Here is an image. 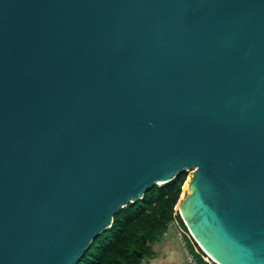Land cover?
I'll use <instances>...</instances> for the list:
<instances>
[{
    "label": "water",
    "instance_id": "obj_1",
    "mask_svg": "<svg viewBox=\"0 0 264 264\" xmlns=\"http://www.w3.org/2000/svg\"><path fill=\"white\" fill-rule=\"evenodd\" d=\"M183 170L201 248L264 264V0H0V264H76Z\"/></svg>",
    "mask_w": 264,
    "mask_h": 264
},
{
    "label": "trees",
    "instance_id": "obj_2",
    "mask_svg": "<svg viewBox=\"0 0 264 264\" xmlns=\"http://www.w3.org/2000/svg\"><path fill=\"white\" fill-rule=\"evenodd\" d=\"M191 177L192 171L183 170L175 179L152 185L142 198L120 207L112 226L93 239L76 264H147L172 222L183 230L198 259L210 264V256L197 243L179 211Z\"/></svg>",
    "mask_w": 264,
    "mask_h": 264
},
{
    "label": "crops",
    "instance_id": "obj_3",
    "mask_svg": "<svg viewBox=\"0 0 264 264\" xmlns=\"http://www.w3.org/2000/svg\"><path fill=\"white\" fill-rule=\"evenodd\" d=\"M179 232L178 224L172 222L162 240L155 245V255L147 259V264H192L187 259Z\"/></svg>",
    "mask_w": 264,
    "mask_h": 264
},
{
    "label": "built area",
    "instance_id": "obj_4",
    "mask_svg": "<svg viewBox=\"0 0 264 264\" xmlns=\"http://www.w3.org/2000/svg\"><path fill=\"white\" fill-rule=\"evenodd\" d=\"M179 231L180 232L178 233V235H179V237H180V239L182 241V244H183L187 259L190 261V263H192V264H204L198 259L196 254L191 250V247H190V245H189V243H188V241L186 239V236H185L183 230L181 228H179ZM166 233H167V231L164 232V235ZM210 264H216L215 260L211 258Z\"/></svg>",
    "mask_w": 264,
    "mask_h": 264
},
{
    "label": "bare ground",
    "instance_id": "obj_5",
    "mask_svg": "<svg viewBox=\"0 0 264 264\" xmlns=\"http://www.w3.org/2000/svg\"><path fill=\"white\" fill-rule=\"evenodd\" d=\"M184 214V213H183ZM185 216V215H184ZM186 218V217H185ZM214 258V257H213ZM215 260V259H214ZM216 261V260H215ZM217 262V261H216Z\"/></svg>",
    "mask_w": 264,
    "mask_h": 264
},
{
    "label": "clouds",
    "instance_id": "obj_6",
    "mask_svg": "<svg viewBox=\"0 0 264 264\" xmlns=\"http://www.w3.org/2000/svg\"><path fill=\"white\" fill-rule=\"evenodd\" d=\"M179 211H180V209H179ZM192 234V233H191Z\"/></svg>",
    "mask_w": 264,
    "mask_h": 264
}]
</instances>
